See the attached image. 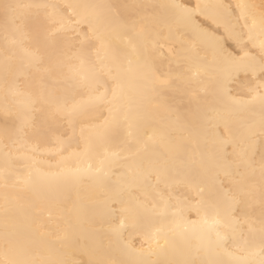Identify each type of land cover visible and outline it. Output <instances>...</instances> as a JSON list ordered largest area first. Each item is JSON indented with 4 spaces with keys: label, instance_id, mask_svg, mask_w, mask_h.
Here are the masks:
<instances>
[{
    "label": "snow or ice",
    "instance_id": "1",
    "mask_svg": "<svg viewBox=\"0 0 264 264\" xmlns=\"http://www.w3.org/2000/svg\"><path fill=\"white\" fill-rule=\"evenodd\" d=\"M209 7L0 0V264H264V0Z\"/></svg>",
    "mask_w": 264,
    "mask_h": 264
},
{
    "label": "bare ground",
    "instance_id": "2",
    "mask_svg": "<svg viewBox=\"0 0 264 264\" xmlns=\"http://www.w3.org/2000/svg\"><path fill=\"white\" fill-rule=\"evenodd\" d=\"M186 2L195 3V0H186ZM237 2H238V0H201V3L210 6L207 9V11L210 14H216V12H217V10L215 8L211 7L213 5H216V4H219V3L230 4V5L233 6V10H235L234 6H235V4ZM211 27L215 28V26H211ZM216 32H217V35H222L224 33V29L223 28H219V29L216 30ZM228 43L230 44L231 41H229ZM47 166H48L47 164L44 165V167H47ZM2 194H3V189H0V197H2ZM0 202H2V200H0ZM2 230H3V220H2V218H0V233H2ZM173 242L178 247L183 244V241L178 236L174 238Z\"/></svg>",
    "mask_w": 264,
    "mask_h": 264
}]
</instances>
